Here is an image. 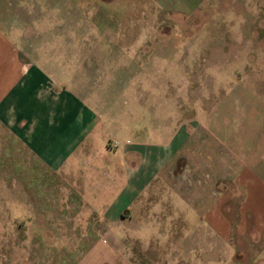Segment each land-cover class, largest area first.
<instances>
[{
    "label": "rangeland",
    "instance_id": "obj_1",
    "mask_svg": "<svg viewBox=\"0 0 264 264\" xmlns=\"http://www.w3.org/2000/svg\"><path fill=\"white\" fill-rule=\"evenodd\" d=\"M238 1L0 0V58L23 52L39 109L86 113L43 134L5 101L0 264H264L231 182L264 105V23ZM43 135L55 171L22 140Z\"/></svg>",
    "mask_w": 264,
    "mask_h": 264
},
{
    "label": "crops",
    "instance_id": "obj_2",
    "mask_svg": "<svg viewBox=\"0 0 264 264\" xmlns=\"http://www.w3.org/2000/svg\"><path fill=\"white\" fill-rule=\"evenodd\" d=\"M191 1L198 2L201 0ZM223 1L226 2L227 0ZM241 3L238 1V5H243V9H245L244 13L248 12V15L254 17V20L259 18V22L264 23V0H242ZM4 22L5 19L0 15V33H5L4 30H2ZM261 26L264 27V25ZM22 53L23 52L21 50H15L11 47V49H8L7 52L0 58V117H6L5 111L7 107H5L4 103L5 101L11 102L10 97L15 93V95L20 96L16 97L17 99L15 101L16 110L20 112L17 114L15 119L20 117L36 118L38 123L34 124V130L35 128L38 130H45L43 134L51 132V130L55 129L52 127L53 122L51 118L54 114H56V116L61 117L62 120L59 127H56L59 132L71 133V131L77 129L83 131L86 113H83L82 115L78 114L76 116L73 115L72 117L76 119L75 122H73V126H71L72 124L65 125L63 122V119L68 118L69 114L66 115L67 113H64L62 110L57 113L50 110L52 104H50L51 101L49 99H44L43 97L41 105H44L46 109H39L38 105L42 95H39L38 97L35 94H32V92H34V86L37 85L33 80L34 75L32 74L28 77V79H24L23 81L21 79L27 72H29L30 69L29 64H26L23 61L24 58L21 56ZM28 94L30 96H27ZM29 104H32L31 109L29 108ZM256 118L257 120L255 121L253 127L243 128L240 131L242 136L240 137L237 145V174L231 182H234L238 187V212L242 215H253L254 235L256 237L259 235L260 238L264 233V105H262L261 110L257 113ZM31 133H33V130ZM196 133L197 131L195 128H190L189 132H186L185 141L183 143L182 137L180 136L178 141L175 143L172 156L174 157L176 154L181 155L180 152L186 147V144L189 145L190 150L192 147L196 146ZM122 134H125V132H122ZM23 139L26 143H32L31 148L34 150L37 159L42 163H46L47 166L49 165L48 168L51 171H55L57 167H59L61 161H59V163L55 162L52 156L43 152L42 142L51 143L47 140L48 135H45V137L43 135L38 138L33 136L31 138L23 137L22 140ZM247 140L251 142L247 144ZM168 156H171V154L166 155L165 157ZM191 187L192 186H190V189ZM225 189L227 190V188ZM227 193L228 192L224 190L222 195L223 200L217 204V207L227 203L226 199L231 198V194L227 195ZM215 212L218 211L214 210L213 212L212 209V219H214L215 214H217ZM241 223L246 225L243 218L241 219ZM222 224H227V221L223 220Z\"/></svg>",
    "mask_w": 264,
    "mask_h": 264
},
{
    "label": "built area",
    "instance_id": "obj_3",
    "mask_svg": "<svg viewBox=\"0 0 264 264\" xmlns=\"http://www.w3.org/2000/svg\"><path fill=\"white\" fill-rule=\"evenodd\" d=\"M116 144L115 143H113V146H115Z\"/></svg>",
    "mask_w": 264,
    "mask_h": 264
}]
</instances>
